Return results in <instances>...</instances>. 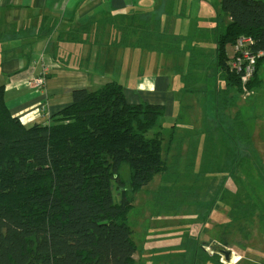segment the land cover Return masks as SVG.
Listing matches in <instances>:
<instances>
[{
    "label": "trees",
    "instance_id": "16d2710c",
    "mask_svg": "<svg viewBox=\"0 0 264 264\" xmlns=\"http://www.w3.org/2000/svg\"><path fill=\"white\" fill-rule=\"evenodd\" d=\"M219 8L229 22L215 44L216 116L225 109L219 100L221 93L243 94L239 77L227 67V46L247 37L253 42L252 53H262L256 58L248 91L262 88L258 72L264 64V0H220ZM131 11L100 21L92 18L76 30L59 31L56 41L62 51L66 46L102 43L119 49L141 33L133 47L187 54L190 38L152 31L159 19L152 24L149 17L141 25L147 14L138 16ZM29 45L20 47V57L29 59L30 51H23ZM9 55L0 48V61ZM52 60L67 66L71 56H53ZM4 91L1 85L0 264H137V245L127 217L136 192L166 170L159 132L164 107L130 104L122 85L112 81L91 91L74 90L71 104L51 116L48 124L26 128L10 113ZM224 129L234 157L237 154L236 162H250L264 183V163L252 147L242 115L236 112L226 119ZM124 164L128 167L127 189L120 174ZM113 188L118 191V203L113 201ZM245 201L250 200L245 197ZM244 206L251 207L243 204L238 216ZM203 255L211 264H221L219 255Z\"/></svg>",
    "mask_w": 264,
    "mask_h": 264
},
{
    "label": "rangeland",
    "instance_id": "374dc122",
    "mask_svg": "<svg viewBox=\"0 0 264 264\" xmlns=\"http://www.w3.org/2000/svg\"><path fill=\"white\" fill-rule=\"evenodd\" d=\"M219 2L220 0H180L177 16L172 14L173 8L170 13L163 14L159 9V0H153L155 4L143 9L147 11V15L141 18V25L149 17L153 18L152 24L154 20L159 19L160 22L152 31L162 32L163 28L160 25L163 24L165 29L163 31L167 37L180 35L190 38V41L186 55H174L172 52L149 54L147 49L146 52L138 51L141 56L144 55V62L153 61V64L156 62L152 68L155 69L154 71L145 70L140 58L135 60L137 49L132 50L131 59H134L133 62L136 64L135 67L132 65L133 72L130 74L122 69L118 71L119 78L114 75V79H119L118 83L126 89L128 96L134 95L131 91H134L137 79L154 73L175 76L176 86L179 87L183 84L184 87L187 84L198 86V82L192 80L193 75H196L192 69L195 68L200 73L201 68L198 65L202 61L212 63L214 59L215 62L216 37L229 22L228 17L221 13ZM199 3L202 5L199 6ZM196 16L198 18L192 20ZM199 35H204V39L195 47L194 44L198 41ZM140 36L141 33L134 35L131 44L134 45ZM156 38L158 39V35L151 38V43L156 41ZM164 41L168 42V40ZM131 44L129 42L126 48L133 47ZM234 45L226 48L229 62L234 59ZM114 47L111 46V50H115ZM198 55L200 58H197ZM195 62H198L197 66ZM213 68V75L208 77L206 87L203 88L209 95L212 92V85L216 84L215 64ZM255 70L256 64L252 69L253 75ZM218 72L221 75V71L218 70ZM204 75L205 72L201 76ZM189 88L192 87L189 86ZM260 90L261 92L257 95L260 102L257 105L255 95L258 89L254 92L249 91L246 95L236 92H231L230 95L221 93L219 100H221V107H225L222 110L224 115L222 117L219 113L214 123L209 125L211 131L204 129L201 122V108L205 101L210 105L211 98L201 101L199 95H195L196 103L202 104L198 106L190 102H179L181 94L174 93V98L178 100L174 113L172 116L160 119L162 159L166 170L156 175L147 186L136 192L133 206L127 217L137 245V252L134 255L137 264H170L172 259L173 262L176 260L174 264H181L182 258H193L196 264H205L207 258L203 254L211 256L208 252L213 251L214 247L231 252V260L228 263L223 262V257L220 256L224 264H264V183L262 178L248 161L245 164L242 160L238 161L240 165L243 164L240 170L238 168L240 165H235L237 154L232 162L225 161L227 154L235 155V151L226 148L225 145L223 149V145L220 146V153H216L218 141L230 140L225 135L227 130L224 129L221 118L224 121L233 118L235 112L234 107L232 108L233 100L237 104H246L245 110L251 108L250 104L256 105L257 115L263 117L261 123L262 126L264 125V87ZM245 113L252 115L253 110L250 109ZM214 115H217L215 105ZM185 132L187 137L183 136ZM173 133L179 143L184 142V147L190 144V151L182 150L180 159L167 149L171 146ZM262 134L264 135V130ZM120 174L124 189H127L128 167L125 164L121 166ZM229 177L230 180L226 183ZM245 197L251 202L245 201ZM113 201L119 202L118 191L114 188ZM243 204H249L251 207L244 206L242 216L241 214L238 216L236 212ZM234 215L235 218L231 219Z\"/></svg>",
    "mask_w": 264,
    "mask_h": 264
},
{
    "label": "crops",
    "instance_id": "0c3cea01",
    "mask_svg": "<svg viewBox=\"0 0 264 264\" xmlns=\"http://www.w3.org/2000/svg\"><path fill=\"white\" fill-rule=\"evenodd\" d=\"M178 1L159 0V9L166 14L170 13L173 8L172 14L177 16ZM155 3L153 0H0V48L3 52L11 53L6 60L0 61V86H4V99L10 113L17 117L26 128L35 124H48L51 116L71 104L74 90L91 91L108 82L118 83L119 79H114V75L119 78L118 71L122 69L131 74L132 65L134 67L136 65L133 62L134 59H131L132 50L137 49L135 60L139 57L145 70L154 71L155 69L152 68L156 62L154 64L153 61L144 62V55L141 56L138 52H146V50L132 47L111 50L106 43H102L101 46L93 44L91 46L88 44L76 47L66 46L62 51L61 45L56 41V34L59 31L76 30L92 18L100 21L115 16H125L131 9L132 14L142 16L147 13L143 9ZM200 5L202 4L199 3ZM197 18L196 16L192 20ZM152 19L150 18V21ZM51 25L54 26L53 31L46 32L45 29H49ZM160 26L165 30L163 24ZM105 38L107 39L106 36ZM79 39L83 40L84 37H79ZM203 39L204 35H199L198 41L194 44L195 47L203 42ZM27 43L30 45L23 51H30L29 59L19 56L22 52L20 47ZM149 54H154V52ZM203 54L207 56L204 51ZM66 55L71 56V61L67 66H62L52 60L53 56ZM197 58H200V55ZM197 64L198 62H195V66ZM214 64V59L212 63L202 61L198 65L201 68L200 73L195 68L192 69L196 73V75L192 74V80L198 82V86L188 84L185 87L184 84L182 87L176 86V77L164 73L142 76L135 81L134 91L129 90L134 95L128 96L124 88L126 99L130 104L145 102L151 105H161L165 109L164 117H169L174 113L178 101L174 98V93L181 94L179 102H190L198 106L202 104L196 103L195 95H199L201 101L211 98V104L205 101L201 108L202 126L207 130L217 117L214 115L217 95L216 91L214 92L215 86L213 84L211 87V95L203 89L209 80L208 77L213 75ZM204 72L205 75L201 76ZM258 77L264 87V64L258 72ZM36 79L43 80L41 86L33 84ZM259 92L261 90L256 95L253 94L256 96V105L260 102L257 96ZM240 104L233 100L232 108L234 107L235 110L233 116L239 112L244 118L251 135L252 147L264 163V135L262 134L264 125L262 126L261 123L263 117L257 115L256 105L250 104V109L253 110V114L250 115V113H245L250 110H245L244 105L246 104ZM220 114L223 117V111H220ZM221 120L224 122L222 118ZM186 133L183 136L187 137ZM174 137L173 133L171 146L167 149L180 159L182 150L190 151V144L184 147V142L179 143L178 138ZM224 145L234 150L230 140L218 141L216 153H220V146L223 149ZM233 157L227 154L225 161H232ZM236 166H238V161ZM175 261L170 260V264H174ZM195 261L193 258H182L181 264H196ZM219 262L224 264L221 257ZM205 264L211 263L207 261Z\"/></svg>",
    "mask_w": 264,
    "mask_h": 264
},
{
    "label": "built area",
    "instance_id": "2783aa9c",
    "mask_svg": "<svg viewBox=\"0 0 264 264\" xmlns=\"http://www.w3.org/2000/svg\"><path fill=\"white\" fill-rule=\"evenodd\" d=\"M252 40L247 37H240L236 41L235 45L233 46V64L232 67L237 70V72L242 73L241 81H242V92L243 94H249V91L247 87L245 86V83L247 80L251 78L252 69L256 64V58L260 53L254 54L250 50V46L252 44ZM43 83L42 79H36L33 84L36 86H41Z\"/></svg>",
    "mask_w": 264,
    "mask_h": 264
},
{
    "label": "water",
    "instance_id": "95a60500",
    "mask_svg": "<svg viewBox=\"0 0 264 264\" xmlns=\"http://www.w3.org/2000/svg\"><path fill=\"white\" fill-rule=\"evenodd\" d=\"M213 251H209L208 253L210 255H213V254H218L220 256L223 257V262H229L230 259H231V252L230 251H226V250H223V249H220V248H212Z\"/></svg>",
    "mask_w": 264,
    "mask_h": 264
},
{
    "label": "bare ground",
    "instance_id": "6f19581e",
    "mask_svg": "<svg viewBox=\"0 0 264 264\" xmlns=\"http://www.w3.org/2000/svg\"><path fill=\"white\" fill-rule=\"evenodd\" d=\"M261 54L262 53H260V55ZM226 64H227V67L229 69V72H233L234 74H236L239 77L240 85L242 86V81H241L242 73L241 72H237V70L232 67L233 60H231V62H229V60H227ZM253 77H254V75H252L251 78L249 80H247V82L245 83L246 87H247L248 83L252 80Z\"/></svg>",
    "mask_w": 264,
    "mask_h": 264
}]
</instances>
